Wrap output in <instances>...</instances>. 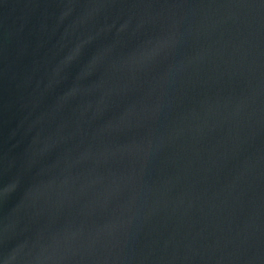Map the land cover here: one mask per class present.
I'll use <instances>...</instances> for the list:
<instances>
[{
    "label": "water",
    "instance_id": "95a60500",
    "mask_svg": "<svg viewBox=\"0 0 264 264\" xmlns=\"http://www.w3.org/2000/svg\"><path fill=\"white\" fill-rule=\"evenodd\" d=\"M0 264H264V0H0Z\"/></svg>",
    "mask_w": 264,
    "mask_h": 264
}]
</instances>
